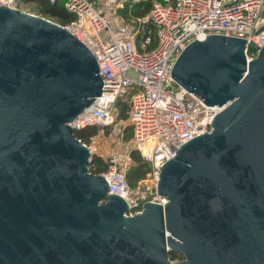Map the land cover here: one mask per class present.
Wrapping results in <instances>:
<instances>
[{
  "label": "water",
  "instance_id": "95a60500",
  "mask_svg": "<svg viewBox=\"0 0 264 264\" xmlns=\"http://www.w3.org/2000/svg\"><path fill=\"white\" fill-rule=\"evenodd\" d=\"M245 40L206 35L177 57L171 76L217 114L161 167L167 202L129 215L69 125L101 93L94 56L0 5V264H264V46L247 61Z\"/></svg>",
  "mask_w": 264,
  "mask_h": 264
},
{
  "label": "built area",
  "instance_id": "2783aa9c",
  "mask_svg": "<svg viewBox=\"0 0 264 264\" xmlns=\"http://www.w3.org/2000/svg\"><path fill=\"white\" fill-rule=\"evenodd\" d=\"M137 1L63 0L74 14L64 27L92 53L103 82L101 93L69 125L74 130L86 125H97L101 133L109 130L104 134L107 167L99 174L107 181V193L124 199L129 215L139 213L146 202H167L156 192L161 167L184 143L209 132L217 114L216 106L206 105L171 76L181 51L211 34L246 39L247 61L264 46V0H151L145 15L129 14L127 19L119 14ZM17 4L18 0H0L11 8ZM129 93L131 134L125 137L115 104ZM95 136L85 143L78 139L92 156L100 154ZM133 151L149 164L150 199L147 189L134 192L127 182Z\"/></svg>",
  "mask_w": 264,
  "mask_h": 264
},
{
  "label": "trees",
  "instance_id": "16d2710c",
  "mask_svg": "<svg viewBox=\"0 0 264 264\" xmlns=\"http://www.w3.org/2000/svg\"><path fill=\"white\" fill-rule=\"evenodd\" d=\"M18 2H32L38 9L39 13L49 16L60 25H67L74 19V14L68 11L64 5L63 0H55L50 2L49 0H18ZM129 4H126L125 8L120 10V14L123 17H128L129 12L135 16H142L149 12L151 8V0H139L128 8ZM130 93L127 95L129 96ZM118 112L120 110V117L125 119L128 116L129 110V97L125 99H119L115 104ZM98 131L97 125H86L80 129L74 130V135L76 138L80 139L82 142H88L92 136H94ZM131 131L129 132V136ZM128 136V137H129ZM133 165L129 172L127 173V182L130 187H134L136 183L146 176L149 171V164L143 161L137 151L132 152ZM106 162L98 155H93L91 163L88 165L90 172L94 174H99L106 170ZM168 257L175 260L180 257L179 254L175 252L168 253Z\"/></svg>",
  "mask_w": 264,
  "mask_h": 264
},
{
  "label": "rangeland",
  "instance_id": "374dc122",
  "mask_svg": "<svg viewBox=\"0 0 264 264\" xmlns=\"http://www.w3.org/2000/svg\"><path fill=\"white\" fill-rule=\"evenodd\" d=\"M95 2H99L101 0H94ZM16 9L20 10V11H24L26 13H29V14H32V15H36V16H41V17H44L46 19H49L55 23H58L57 21H55L54 19H52L51 17L49 16H45L41 13H39L38 9L35 7V4L32 3V2H18L17 6H15ZM119 14H120V11H119ZM131 14V13H129ZM128 14V17H125V18H129V15ZM59 24V23H58ZM64 26V25H63ZM129 97V96H127ZM117 121H119V123L123 124L124 125V130H123V135L125 137H128L129 136V132H130V127L129 125H127V118L123 119L120 117V110L118 112V116H117ZM100 128H98V131L96 133V136H95V140L99 143V157H101L103 160L105 159V153H104V148H105V145L106 143L108 142V139L106 137H104V134L107 133L109 130L104 128L103 130V133L100 132ZM98 134V135H97ZM102 155V156H101ZM144 181H142L140 184L137 182L136 185L134 187H131V189H133L134 192H137L139 190H142V189H147V194H146V197L148 199L151 198V192H153V189L151 188V183L150 181L147 179V176H145L143 178ZM148 188H150V190H148ZM172 263H178L180 261H183V256L180 255L179 258L175 259V260H172L170 259Z\"/></svg>",
  "mask_w": 264,
  "mask_h": 264
},
{
  "label": "crops",
  "instance_id": "0c3cea01",
  "mask_svg": "<svg viewBox=\"0 0 264 264\" xmlns=\"http://www.w3.org/2000/svg\"><path fill=\"white\" fill-rule=\"evenodd\" d=\"M93 1V0H92Z\"/></svg>",
  "mask_w": 264,
  "mask_h": 264
}]
</instances>
